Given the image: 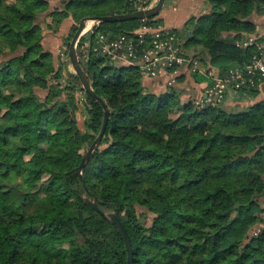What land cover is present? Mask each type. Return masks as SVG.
Masks as SVG:
<instances>
[{
	"label": "trees",
	"instance_id": "16d2710c",
	"mask_svg": "<svg viewBox=\"0 0 264 264\" xmlns=\"http://www.w3.org/2000/svg\"><path fill=\"white\" fill-rule=\"evenodd\" d=\"M51 1L0 0V264H128L120 227L86 202L95 198L123 222L133 264H264V100L230 110L226 100L184 102L166 74L148 78L166 88L155 92L92 44L164 19L96 23L77 54L109 120L78 175L104 108L66 71L69 57L56 68L41 22L56 33L69 20L74 37L84 19L135 10L127 0ZM203 1L207 13L171 31L207 83L209 68L224 76L250 62L254 49L236 41L256 31L264 0Z\"/></svg>",
	"mask_w": 264,
	"mask_h": 264
},
{
	"label": "built area",
	"instance_id": "2783aa9c",
	"mask_svg": "<svg viewBox=\"0 0 264 264\" xmlns=\"http://www.w3.org/2000/svg\"><path fill=\"white\" fill-rule=\"evenodd\" d=\"M155 1L127 0V3L138 11L153 7ZM236 44L254 49L250 62L231 68L224 76L217 70H205L210 82L206 83L198 99L201 104L221 103L230 92L259 89L264 84V16L260 17L256 31L245 34ZM92 51L107 56L115 66L136 67L145 78L166 74L169 86L176 83L180 68L201 69V63L187 55L178 35L166 26L154 27L144 23L133 33L119 37L102 33L95 38Z\"/></svg>",
	"mask_w": 264,
	"mask_h": 264
},
{
	"label": "rangeland",
	"instance_id": "374dc122",
	"mask_svg": "<svg viewBox=\"0 0 264 264\" xmlns=\"http://www.w3.org/2000/svg\"><path fill=\"white\" fill-rule=\"evenodd\" d=\"M9 1H12V0H9ZM179 1L180 0L176 1L177 4ZM192 1H194L193 11H192ZM157 2H158V0L155 1L154 6L157 4ZM182 3H183V1H182ZM174 4L175 3H172L171 0H166L164 7L162 9L163 11H161L158 16H161V13H163L165 17L167 15H169V13H170L169 10L171 9V7ZM185 4H188V6L190 8V10L188 8V11H186V14H187L186 16L188 18L193 16V15L199 16L200 14H205L208 12V9H209V7L205 4V2L203 0H187V1H185L184 5ZM58 5H60L59 0H52L51 1V9H54ZM192 12H193V15H192ZM259 16H261V15H259ZM259 16L257 14H255L254 18L256 17V19H259ZM167 23L169 26L173 25V24H169V22H167ZM173 23H174V20H173ZM95 24H96V22H94V21H88L86 31L91 30ZM41 26L43 27V30H44V41H43L44 47L46 48V50H48V51L50 50L53 53L55 65H56V68H58L62 65L63 62H66L68 60V57H69L68 53L70 50L71 41L73 39V36H70L72 22L70 21V23H67L64 25L62 24L56 33L52 29H48L45 20H42ZM237 42L238 41H236V43ZM190 51H191V49H190ZM200 55H201V57L198 56V58H202L203 63L205 62V64H206V62L208 61V58L207 57L205 58V56L202 54H200ZM190 70H192V68H190V69H187L185 67L180 68L178 75H177L178 77H177L176 84L174 85V87H176L175 89H177L180 92V94L182 96V101H184V102L189 100V99H192V98L198 100L200 98V96L202 95V93H201L200 96L197 97L199 87L194 85L197 81L194 77L195 76L194 72L190 71ZM66 71L75 73V70H74L72 64H70L68 66ZM197 83L200 84L201 82H197ZM159 90L163 91V90H166V88L165 87H159ZM160 91H156V92H160ZM41 93L44 94L45 92H41ZM78 95H79V98L82 96V94L80 92H78ZM83 110H84V108L81 107V109L78 113V121H79V125L82 129H84L85 118H86L85 115L83 114ZM262 204L264 205V200H263ZM139 211L142 212L143 209L139 208ZM147 218H148L147 223H150L152 215L148 214Z\"/></svg>",
	"mask_w": 264,
	"mask_h": 264
},
{
	"label": "water",
	"instance_id": "95a60500",
	"mask_svg": "<svg viewBox=\"0 0 264 264\" xmlns=\"http://www.w3.org/2000/svg\"><path fill=\"white\" fill-rule=\"evenodd\" d=\"M165 2H166V0H158L157 4L155 6L149 8V9L138 10V11H134V12H130V13L117 14V15H112V16L87 18V19H84L81 21L79 28H78L77 32L75 33V35L71 41L70 50H69V58H70L72 66L75 70V73L78 75V77L81 80L83 88L86 90V92L88 94H90L92 97H94L103 106V108H104V123H103L102 129H101L98 137L96 138L94 143L91 145L90 149L88 150L87 155L82 160V163L80 164V166L77 168V174L78 175H82V171L84 170V167L86 165V161H87L89 155L96 148H98V146L100 145V143L104 137V134H105V131H106V128L108 125V120H109L108 106H107L106 102L104 101V99H102L100 96H98L95 93L94 89L92 88L90 82L88 81L86 75L83 72V69L81 67V64H80V61L78 58V54H77L78 43H79L80 39L82 38V36L85 33H87V31H86L87 22L88 21H94L96 23H99V22H123V21H131V20L150 19L153 17H157L160 14V12L162 11V9L164 7ZM86 202H88L102 216L108 218L111 223L116 224L120 227V229L123 232L125 242H126V246H127V250H128V254H129L128 264H133L131 239H130V236L128 234L127 229L125 228L123 222L120 220L118 215L115 212H105V211L101 210V208L98 205L96 198L93 202L89 199H86Z\"/></svg>",
	"mask_w": 264,
	"mask_h": 264
},
{
	"label": "crops",
	"instance_id": "0c3cea01",
	"mask_svg": "<svg viewBox=\"0 0 264 264\" xmlns=\"http://www.w3.org/2000/svg\"><path fill=\"white\" fill-rule=\"evenodd\" d=\"M185 1L187 0H180L178 4L177 2H175V4L169 10L170 11L169 15H167L166 17L164 16L163 13H161V16L159 17L164 19L165 26L170 27V28H181L184 25V23L188 19V17L186 16L187 15L186 11H188V8H189L188 4H185L186 6L184 5ZM193 5H194V1H192V11H193ZM192 15H193V12H192ZM173 20H174V23H173ZM167 22L173 25L169 26ZM67 23H70V21L66 20L63 23V25ZM144 81H145L144 84H146L149 89H152L155 92L160 91L159 87H163L162 84H159L158 81L153 80V79L145 78ZM194 85L199 87L198 96H197L199 97L203 91L204 86L206 85V82H203L200 84L196 82ZM262 100H264V84L257 90L256 94H252L249 92H244V93L231 92L228 95L224 106L229 110L233 108L239 109V108H243V107L255 104Z\"/></svg>",
	"mask_w": 264,
	"mask_h": 264
}]
</instances>
